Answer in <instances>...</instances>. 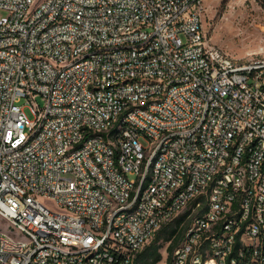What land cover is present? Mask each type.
<instances>
[{
    "label": "built area",
    "instance_id": "1",
    "mask_svg": "<svg viewBox=\"0 0 264 264\" xmlns=\"http://www.w3.org/2000/svg\"><path fill=\"white\" fill-rule=\"evenodd\" d=\"M204 2L0 0V264H134L185 214L164 264H264V58Z\"/></svg>",
    "mask_w": 264,
    "mask_h": 264
},
{
    "label": "rangeland",
    "instance_id": "2",
    "mask_svg": "<svg viewBox=\"0 0 264 264\" xmlns=\"http://www.w3.org/2000/svg\"><path fill=\"white\" fill-rule=\"evenodd\" d=\"M204 7L203 30L214 45L235 60L264 58L263 0H205ZM35 102L40 109L43 107L39 97ZM139 143L146 147L143 139ZM0 234L24 241L20 234L2 220ZM165 250L166 245H162L159 250L161 259H167Z\"/></svg>",
    "mask_w": 264,
    "mask_h": 264
},
{
    "label": "trees",
    "instance_id": "3",
    "mask_svg": "<svg viewBox=\"0 0 264 264\" xmlns=\"http://www.w3.org/2000/svg\"><path fill=\"white\" fill-rule=\"evenodd\" d=\"M187 215L178 217L158 230L154 239L143 248L136 256L134 264H158L161 261L159 250L166 245L167 261L173 250L181 242L182 236L189 226V222L183 223Z\"/></svg>",
    "mask_w": 264,
    "mask_h": 264
},
{
    "label": "crops",
    "instance_id": "4",
    "mask_svg": "<svg viewBox=\"0 0 264 264\" xmlns=\"http://www.w3.org/2000/svg\"><path fill=\"white\" fill-rule=\"evenodd\" d=\"M165 258H162L161 261L159 262L160 264H164Z\"/></svg>",
    "mask_w": 264,
    "mask_h": 264
}]
</instances>
